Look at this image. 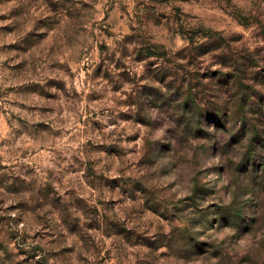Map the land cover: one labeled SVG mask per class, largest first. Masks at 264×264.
Listing matches in <instances>:
<instances>
[{
    "label": "clouds",
    "instance_id": "obj_1",
    "mask_svg": "<svg viewBox=\"0 0 264 264\" xmlns=\"http://www.w3.org/2000/svg\"><path fill=\"white\" fill-rule=\"evenodd\" d=\"M0 264H264V0H0Z\"/></svg>",
    "mask_w": 264,
    "mask_h": 264
},
{
    "label": "rangeland",
    "instance_id": "obj_2",
    "mask_svg": "<svg viewBox=\"0 0 264 264\" xmlns=\"http://www.w3.org/2000/svg\"><path fill=\"white\" fill-rule=\"evenodd\" d=\"M208 119H209L210 121H212V120H214L215 118H214V116H212L211 114H209Z\"/></svg>",
    "mask_w": 264,
    "mask_h": 264
}]
</instances>
